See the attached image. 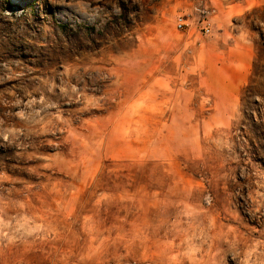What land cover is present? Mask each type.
<instances>
[{
  "label": "rangeland",
  "instance_id": "rangeland-1",
  "mask_svg": "<svg viewBox=\"0 0 264 264\" xmlns=\"http://www.w3.org/2000/svg\"><path fill=\"white\" fill-rule=\"evenodd\" d=\"M203 6L0 0V264H264V0Z\"/></svg>",
  "mask_w": 264,
  "mask_h": 264
},
{
  "label": "built area",
  "instance_id": "built-area-1",
  "mask_svg": "<svg viewBox=\"0 0 264 264\" xmlns=\"http://www.w3.org/2000/svg\"><path fill=\"white\" fill-rule=\"evenodd\" d=\"M211 0H202V3L204 4L203 8L196 9L198 13L201 14V27L200 31L204 32L205 34L210 35L211 29L209 27L208 22L206 20L209 19V16L214 13V9H210L209 6H207L208 2L210 3ZM177 29L179 32H187L191 30V23H190V14L185 13L179 15L178 19H176Z\"/></svg>",
  "mask_w": 264,
  "mask_h": 264
}]
</instances>
